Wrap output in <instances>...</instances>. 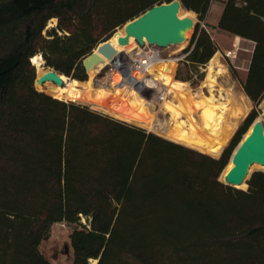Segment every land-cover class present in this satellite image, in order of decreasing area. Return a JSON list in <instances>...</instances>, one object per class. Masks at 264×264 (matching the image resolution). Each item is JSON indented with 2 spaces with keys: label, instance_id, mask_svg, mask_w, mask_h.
I'll return each mask as SVG.
<instances>
[{
  "label": "trees",
  "instance_id": "trees-1",
  "mask_svg": "<svg viewBox=\"0 0 264 264\" xmlns=\"http://www.w3.org/2000/svg\"><path fill=\"white\" fill-rule=\"evenodd\" d=\"M173 1L0 0V264H52L40 246L57 223L76 225L73 264H264V172L247 190L219 182L264 99V0H227L218 22L255 43L243 83L255 107L220 158L35 86V56L88 82L85 58ZM179 1L201 21L212 2ZM217 52L198 22L180 66L197 72Z\"/></svg>",
  "mask_w": 264,
  "mask_h": 264
},
{
  "label": "bare ground",
  "instance_id": "bare-ground-1",
  "mask_svg": "<svg viewBox=\"0 0 264 264\" xmlns=\"http://www.w3.org/2000/svg\"><path fill=\"white\" fill-rule=\"evenodd\" d=\"M192 15H194V12L180 13L182 18L191 17ZM190 32L191 30L186 35L187 39L190 36ZM124 35L125 29L122 28L110 39V42L115 46L118 52L112 60L103 56L102 61L89 72L91 77H94L97 68L100 66L103 68L107 66L117 68L119 65L124 63H132L131 61L135 59V57H133L135 54H131L134 48L127 53H125V50L126 47H128L135 40L131 39L128 46H121L118 39ZM94 52L97 53V49L94 50ZM32 62L37 68L38 78L50 71L45 69V61L41 55L35 56L32 59ZM176 64L175 59L164 60L155 53L147 70L144 72L132 70L130 75H126L122 82H115L116 87L114 88H116L115 90L117 93H112L110 94L111 96L105 94L104 103L102 102V105L100 106L103 107L104 112H107L118 119L136 124L156 133H162L160 130L161 127L157 124V118H152V111L147 104L149 99L147 100V98L143 95L144 90L152 89V91L154 90L158 93V99L162 101L164 110H166L167 113H170L172 117L171 121L173 124L170 125V130L162 135L172 141L184 144L209 155H212V152H217V155L215 156H219L221 152L220 147L224 148L228 145L235 131L234 129L226 128V122L233 120L237 125L247 117L250 111L249 98L244 94L235 95L229 91V93L233 96V100L236 102V105L232 108L233 110L229 117L226 116L228 105L214 103V101L210 98H207L205 101L208 108L206 105L203 108H200V103L197 102L195 97H192V94L187 89V83L174 79ZM137 73L144 74V76H138ZM215 73L221 75H224L225 73V68L218 61L217 56L211 60V65L207 71L206 84L210 86L214 85V78L212 77ZM61 78L64 81L63 86H59L49 81L42 88H39V90L50 94L54 98L64 101L82 102L87 104H91V102H93L94 98L92 97L91 92L86 89L89 84L88 82L71 79L65 75H61ZM121 88L129 89L130 94L124 97L125 104L120 103V105H117L116 103L118 102L115 103V99L118 94L122 95L123 92ZM168 90H171L174 94H181L185 90V92H187L186 98L189 97L190 103L200 108L197 111H202L200 121H196L194 119V113L192 112L187 121L190 123V128H187L184 119V107L181 104H175L174 102L172 103L171 101L166 100L165 96ZM205 108L207 109L205 110ZM258 121L262 120L259 119ZM252 130L253 127L245 135V139L251 134ZM255 164L256 163L252 164L250 169H252ZM233 166V159H231L229 170H231ZM248 178L249 173L245 181L238 187H241L248 180Z\"/></svg>",
  "mask_w": 264,
  "mask_h": 264
},
{
  "label": "rangeland",
  "instance_id": "rangeland-1",
  "mask_svg": "<svg viewBox=\"0 0 264 264\" xmlns=\"http://www.w3.org/2000/svg\"><path fill=\"white\" fill-rule=\"evenodd\" d=\"M226 1L227 0H212L208 16L206 17L205 20L201 21L196 13H194V15L191 16L195 20L196 24L200 22L201 28L203 27V25L207 27V28L205 27L203 28H205L210 33L211 37L213 38V40L218 46V52L215 54V56H217L218 61L224 66L225 73L224 75H221L218 73L217 74L215 73L213 75L212 78H214L213 79L214 85L210 86L206 84L207 71H208L209 66L211 65V61L206 66L200 67L199 70H197V72L193 71L191 73L188 68L184 66H180V61L178 60L179 58L183 56V55H180V53L190 46L194 32H195V28L191 30L190 36L188 37L187 42L183 45L171 46L168 48H158L156 46H149L148 48H146V50L153 49L157 51L160 55V58L164 60L175 59L177 64H176L174 79H176L180 68H181V75L183 78L191 76V80L189 81H183V80H179V81L187 83V86H186L187 89L192 94V97H195L197 99V102L200 103V106H201L200 108H203L206 105L205 103L206 99L210 98L214 101V103L224 104V105L227 104L228 106L227 105L226 106H227L228 111L226 113V116L229 117L232 113V110H233L232 108H234V106L236 105V102L235 100H233V96L229 93V91L234 93L235 95L244 94L245 96H247L243 90V83L246 81L247 76H248V68L250 65V61L252 58L255 45L251 41L244 40L240 37L233 36L225 31L218 29V22L222 15L224 4ZM181 12H191V11L182 9L180 13ZM57 24H58L57 19L51 20L46 30L47 31L51 30L53 27H56ZM120 29H118L117 32ZM137 47H140V46L136 43V41H133L128 47H126L125 53L129 52L133 48H134L133 52H135L138 50ZM44 67L47 70H54L53 68L46 67V65ZM110 72H111V68L109 66L104 67V68L100 66L99 68H97L94 74V77H91L90 74H88L89 84L86 89H88L91 92V95L94 98V100L93 102H91V104L82 103V102H77V103L90 106L93 110L104 113L103 107L100 106L102 105V102L104 103V99H105L104 96L105 94L110 95L115 92L117 93V91L115 90L116 88H114L116 87L115 82L120 81V78L119 76H117V74L112 75ZM137 75L144 76V74H138V73ZM199 75H203L202 80L199 79ZM121 90L123 92L122 95L118 94L117 98L115 99V103L118 102L116 103L117 105L118 104L120 105V103L125 104L124 97L130 94L129 89L121 88ZM186 93L187 92H185L184 90V92L181 94H174V92H172L171 90H168L165 97L167 101H171L172 103L174 102L175 104H181L184 107V119L186 123L185 125L187 128H190V123L187 122L190 114L193 112L194 119L196 121H200V116H201L202 111L201 110L197 111L200 108L190 103L189 97L186 98V95H187ZM143 95L145 96V98H147V100L149 99L147 101V104L152 111V118H157V124L161 127L160 130L162 131V133H156L144 127H141V128H144L149 132H153L160 136H163L162 134L168 132L170 130V125L173 124L171 121V118H172L171 114L167 113V111L164 110L163 103L160 99H158L159 95L156 91L154 90L152 91V89H147V90H144ZM249 103H250V111H249L250 113L254 109L255 105L250 100H249ZM263 104H264V99L260 103V105L257 107V111L259 114L255 122L258 121L259 119L264 122ZM207 108H205V110ZM105 114L111 117H114L111 114H108L107 112H105ZM244 120L237 125L235 124V121L231 120V121L226 122L225 126L228 129H234L235 130L234 135H235L237 130L243 124ZM122 121H125V120H122ZM130 124H133V123H130ZM253 124L251 125L249 130L253 127ZM133 125L138 126L136 124H133ZM245 135L242 137L241 142L245 139L244 138ZM233 137L231 138L227 146H225L224 148L220 147L221 152L219 156L229 146ZM239 145L237 146V148L239 147ZM237 148L235 149V151L237 150ZM212 153L213 154L211 156L216 157V158L219 157V156H215L217 155V152H212ZM231 159H230V162H231ZM258 171L264 172V166L259 163H256L253 166L251 172L249 173V178L247 180V187L244 189H240V190L248 189L249 187L248 181L251 179L252 175ZM222 181L225 182V179ZM235 186H240V185H235ZM81 224L87 225V220L83 218L81 220ZM75 228H76V225H69L66 223H57L52 226L51 232L48 238L45 239L40 246L41 253L52 264H73L74 255H73V249L71 246L70 236ZM96 262L92 261L91 264H96Z\"/></svg>",
  "mask_w": 264,
  "mask_h": 264
},
{
  "label": "water",
  "instance_id": "water-1",
  "mask_svg": "<svg viewBox=\"0 0 264 264\" xmlns=\"http://www.w3.org/2000/svg\"><path fill=\"white\" fill-rule=\"evenodd\" d=\"M182 9L179 0L153 6L123 26L125 35L118 39L119 44L128 46L131 39H134L140 47L148 44L158 48H168L183 44L187 41V33L195 28L196 22L191 17L182 18L180 16ZM97 51L83 61L87 74L102 61L103 56L112 60L118 52L110 40L100 44ZM49 81L59 86L64 85L61 75L55 70H50L40 78L37 77L35 86L39 90ZM232 159L234 166L225 176V182L221 181V177L219 178V182L222 184L241 185L245 181L252 164L259 163L264 166L263 121L255 122L251 134L239 145Z\"/></svg>",
  "mask_w": 264,
  "mask_h": 264
},
{
  "label": "built area",
  "instance_id": "built-area-1",
  "mask_svg": "<svg viewBox=\"0 0 264 264\" xmlns=\"http://www.w3.org/2000/svg\"><path fill=\"white\" fill-rule=\"evenodd\" d=\"M247 0H238V5H243L246 4ZM203 27L206 28L205 25H203ZM150 45L146 44L144 47H137V51L133 52L134 50H132L131 54H135L133 55V57H135L134 60H132L131 64L130 63H124L122 65H119L117 68H113L112 66H109L111 68V74L115 75L117 74L120 78V82H122L125 78L126 75H130V73L133 71H142L144 72L145 70L148 69L152 59H153V55L156 53L159 55V53L153 49H148L146 50V48H148ZM160 57V55H159ZM185 57V55H183L181 58H179L178 60H182ZM108 67V66H107Z\"/></svg>",
  "mask_w": 264,
  "mask_h": 264
},
{
  "label": "crops",
  "instance_id": "crops-1",
  "mask_svg": "<svg viewBox=\"0 0 264 264\" xmlns=\"http://www.w3.org/2000/svg\"><path fill=\"white\" fill-rule=\"evenodd\" d=\"M255 45V43H253Z\"/></svg>",
  "mask_w": 264,
  "mask_h": 264
}]
</instances>
